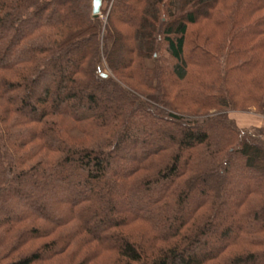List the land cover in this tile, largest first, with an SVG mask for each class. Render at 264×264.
<instances>
[{
    "label": "trees",
    "instance_id": "16d2710c",
    "mask_svg": "<svg viewBox=\"0 0 264 264\" xmlns=\"http://www.w3.org/2000/svg\"><path fill=\"white\" fill-rule=\"evenodd\" d=\"M100 11L0 0V264H264V0Z\"/></svg>",
    "mask_w": 264,
    "mask_h": 264
},
{
    "label": "rangeland",
    "instance_id": "374dc122",
    "mask_svg": "<svg viewBox=\"0 0 264 264\" xmlns=\"http://www.w3.org/2000/svg\"><path fill=\"white\" fill-rule=\"evenodd\" d=\"M99 18L102 22L106 19V14L100 11ZM230 116L234 117L239 126L244 128H249L250 126H258L264 128V116L261 114L252 111H230Z\"/></svg>",
    "mask_w": 264,
    "mask_h": 264
},
{
    "label": "water",
    "instance_id": "95a60500",
    "mask_svg": "<svg viewBox=\"0 0 264 264\" xmlns=\"http://www.w3.org/2000/svg\"><path fill=\"white\" fill-rule=\"evenodd\" d=\"M100 7H101V0H92V14L94 16H98L100 14Z\"/></svg>",
    "mask_w": 264,
    "mask_h": 264
}]
</instances>
